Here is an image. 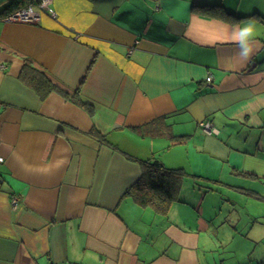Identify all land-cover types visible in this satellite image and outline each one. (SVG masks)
<instances>
[{"label":"crops","instance_id":"0c3cea01","mask_svg":"<svg viewBox=\"0 0 264 264\" xmlns=\"http://www.w3.org/2000/svg\"><path fill=\"white\" fill-rule=\"evenodd\" d=\"M50 1L0 20V264H226L206 253L231 241L264 264V0ZM130 158L185 171L167 212L128 193Z\"/></svg>","mask_w":264,"mask_h":264},{"label":"trees","instance_id":"16d2710c","mask_svg":"<svg viewBox=\"0 0 264 264\" xmlns=\"http://www.w3.org/2000/svg\"><path fill=\"white\" fill-rule=\"evenodd\" d=\"M33 2L34 0H6L0 6V20ZM1 53L2 47L0 46ZM22 78L27 79L29 85L37 89L36 91L42 98L53 91L68 98V94L54 85L43 73L29 65H25ZM95 135L98 136L96 132ZM130 159L139 163L141 177L128 193H131L134 199L143 206H152L157 212H167L170 204L179 198L182 182L186 175L185 171L167 168L157 159Z\"/></svg>","mask_w":264,"mask_h":264},{"label":"built area","instance_id":"2783aa9c","mask_svg":"<svg viewBox=\"0 0 264 264\" xmlns=\"http://www.w3.org/2000/svg\"><path fill=\"white\" fill-rule=\"evenodd\" d=\"M50 0H34L33 3L26 5L25 7L19 9L12 15L4 18L6 21H16L20 23H29V24H37L40 22V12L46 11L51 14V16L55 17V13L50 9ZM3 68V66H0ZM207 83L211 84L212 77L209 76L206 79ZM200 126L203 131L207 134H216L217 130L213 128L211 122L205 121L201 122ZM4 159L0 156V163H3ZM18 204V199L15 196H12V205L16 207Z\"/></svg>","mask_w":264,"mask_h":264},{"label":"rangeland","instance_id":"374dc122","mask_svg":"<svg viewBox=\"0 0 264 264\" xmlns=\"http://www.w3.org/2000/svg\"><path fill=\"white\" fill-rule=\"evenodd\" d=\"M235 199L230 198V197H223V202L218 203L216 201V205H217V215L219 214V219H224V217H226L227 211L228 209H230L232 211V209L234 208V206H232L231 204H233L232 202ZM230 205V206H226V205ZM224 206V207H223ZM223 207L222 210V214H220V208ZM226 227V226H224ZM225 230V228H221V231ZM214 236V235H213ZM215 243V242H214ZM243 250V248H240L235 242H232L224 247L221 248H215L214 244L210 246L209 249H207V253L206 255L208 257H213L215 258L217 261L218 260H222L223 258H226L227 260L225 261L226 264H233L234 260V254L236 251H240ZM247 253V252H246ZM254 253V251H253ZM239 254V253H238ZM241 255V254H240Z\"/></svg>","mask_w":264,"mask_h":264},{"label":"clouds","instance_id":"9594fccd","mask_svg":"<svg viewBox=\"0 0 264 264\" xmlns=\"http://www.w3.org/2000/svg\"><path fill=\"white\" fill-rule=\"evenodd\" d=\"M234 28L240 29L239 34L235 36V43L240 44V42L243 41V46L239 50L238 55L243 58L250 57L253 52V48L250 47V43L254 41L256 37V24L253 21L249 20L242 22L241 25H237Z\"/></svg>","mask_w":264,"mask_h":264}]
</instances>
